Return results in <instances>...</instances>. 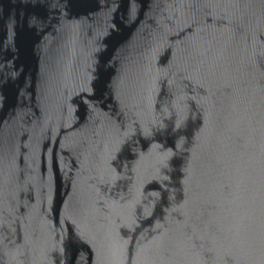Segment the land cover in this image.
<instances>
[{
  "label": "water",
  "instance_id": "obj_1",
  "mask_svg": "<svg viewBox=\"0 0 264 264\" xmlns=\"http://www.w3.org/2000/svg\"><path fill=\"white\" fill-rule=\"evenodd\" d=\"M0 264H264V0H0Z\"/></svg>",
  "mask_w": 264,
  "mask_h": 264
}]
</instances>
